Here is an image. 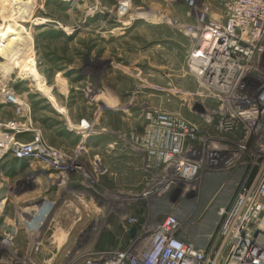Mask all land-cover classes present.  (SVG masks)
I'll list each match as a JSON object with an SVG mask.
<instances>
[{"label":"rangeland","instance_id":"rangeland-1","mask_svg":"<svg viewBox=\"0 0 264 264\" xmlns=\"http://www.w3.org/2000/svg\"><path fill=\"white\" fill-rule=\"evenodd\" d=\"M28 1L0 0V64L8 60L5 43L21 28L13 11ZM121 1H35L30 20L46 22L25 23L31 56L2 81V90L31 104V120L46 142L68 155L67 170L39 160L4 161L10 151L0 155V264H82L90 256L132 253L169 215L184 238L203 246L219 228L218 209L234 199L239 170L203 167L188 181L173 173L169 183L166 174L143 169L129 136L144 131L145 111L179 112L203 132L209 126L203 115L214 105L193 94L197 83L185 70L187 36L159 20L166 12L184 18L185 7L129 0L128 13L121 14ZM44 94L55 105L62 101L71 123ZM15 110L0 101V121L28 120ZM82 119L92 123L83 143L59 130ZM209 132L219 136L213 127Z\"/></svg>","mask_w":264,"mask_h":264},{"label":"built area","instance_id":"built-area-1","mask_svg":"<svg viewBox=\"0 0 264 264\" xmlns=\"http://www.w3.org/2000/svg\"><path fill=\"white\" fill-rule=\"evenodd\" d=\"M179 2L184 18L166 12L159 20L188 38L185 70L197 83L193 94L214 105L203 115L209 126L201 132L179 112L149 108L144 131L131 132L129 139L143 155V169L166 174L169 183L173 173L188 181L203 167L239 170L237 192L218 209L219 228L203 246L184 238L177 218L169 215L135 252L119 251L104 260L90 256L82 264H264V0H168L173 8ZM129 7L123 0L118 12L126 14ZM2 95L1 102L28 120L0 121V155L10 151L18 159L67 169L56 160L68 155L34 126L30 103L11 90ZM73 127L89 132L92 123L82 119ZM210 127L219 136L211 135Z\"/></svg>","mask_w":264,"mask_h":264},{"label":"bare ground","instance_id":"bare-ground-1","mask_svg":"<svg viewBox=\"0 0 264 264\" xmlns=\"http://www.w3.org/2000/svg\"><path fill=\"white\" fill-rule=\"evenodd\" d=\"M35 1L36 0H29L26 5H24L23 7H19L13 11V17H16L17 22L21 24V28L16 36L9 37L7 42L5 43V49L8 60L0 64V94L1 91H3L2 89H4L2 87V81L7 80L11 73L14 72L17 68H19V66H25L23 64L28 59V57L31 56V33H29V30L26 27L25 23L31 21L30 18L32 17L33 11L36 7ZM43 22L46 21L40 19L34 20L33 22L31 21V23L33 24H39ZM28 67H31V74L34 77H37V73L33 70L34 66L30 65ZM56 163L61 165H67V160L65 159V157H60L56 160ZM64 169H66V167Z\"/></svg>","mask_w":264,"mask_h":264},{"label":"crops","instance_id":"crops-1","mask_svg":"<svg viewBox=\"0 0 264 264\" xmlns=\"http://www.w3.org/2000/svg\"><path fill=\"white\" fill-rule=\"evenodd\" d=\"M52 92V91H51ZM51 94V93H50ZM44 98H46L47 99V102L48 103H50L51 105H52V108L58 113V115H59V117H61L62 119H64L66 122L68 121L69 123H71L70 121H69V119H68V112H69V109H67V107L62 103V101H61V103H57V105H55L54 103H53V101L50 99V98H48L45 94H44ZM56 99V98H55ZM59 104L61 105V106H64V107H66V109H67V114H64V113H62L60 110H59V108L58 107H56V106H59ZM31 105V104H30ZM5 106H8L7 104H5ZM10 106V105H9ZM12 107V106H11ZM34 110V108L31 106V112ZM32 114V113H31ZM69 114H70V112H69ZM66 122H65V125H66ZM73 122V121H72ZM34 126L35 127H37V128H40V126L38 125V124H34ZM66 128H60L59 130H64V132L66 133V134H69V135H72V136H80V140H81V143H83V141L84 140H82V139H84L85 137H86V135H87V133L86 132H82V131H79V130H76V129H71V128H69V127H67V126H65ZM82 134H84V135H82ZM25 136L27 135V136H29V138H30V135L29 134H24ZM90 136V135H89ZM10 157H14L13 155H8V156H6L5 158H3V160L4 161H8V159L10 158ZM14 160H17V161H23L24 159H18V158H13ZM47 178H50L51 176H46ZM48 184V183H47ZM21 212H24V213H26V211H25V209L23 208L22 210H21ZM27 214V213H26ZM23 228H25V226H22L21 227V229H23Z\"/></svg>","mask_w":264,"mask_h":264}]
</instances>
